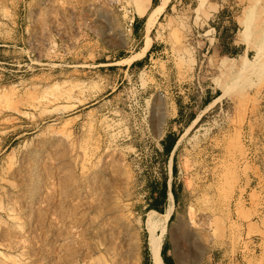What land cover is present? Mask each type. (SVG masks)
Returning <instances> with one entry per match:
<instances>
[{"label":"rangeland","instance_id":"rangeland-1","mask_svg":"<svg viewBox=\"0 0 264 264\" xmlns=\"http://www.w3.org/2000/svg\"><path fill=\"white\" fill-rule=\"evenodd\" d=\"M258 44L264 0H0V264H149L167 210L180 264H264Z\"/></svg>","mask_w":264,"mask_h":264},{"label":"bare ground","instance_id":"bare-ground-1","mask_svg":"<svg viewBox=\"0 0 264 264\" xmlns=\"http://www.w3.org/2000/svg\"><path fill=\"white\" fill-rule=\"evenodd\" d=\"M245 28H246L245 30L247 31L250 28V24L247 23L245 25ZM263 58H264V47L262 45L258 44L257 49H256V61H255L256 65L260 64V62ZM247 65H248V63L246 61L245 65L243 66L244 70L248 68ZM107 215H108V213H107ZM109 217H111V216H109ZM168 217H169V211L167 210L164 217H163V222H162V225H161L159 232L156 233V235H154V237L149 241V249L151 252L152 264H160L161 252H162V247H163V239H164V234H165L166 229H167ZM115 229H116V226L114 224H111L109 226L108 230L114 231Z\"/></svg>","mask_w":264,"mask_h":264},{"label":"trees","instance_id":"trees-1","mask_svg":"<svg viewBox=\"0 0 264 264\" xmlns=\"http://www.w3.org/2000/svg\"><path fill=\"white\" fill-rule=\"evenodd\" d=\"M176 141H177L176 139H173V141H171L170 144L165 145V150H166V152L169 155L172 153V151H173V149L175 147ZM174 170L176 171V166L174 167ZM173 194H174V196H176V193H175L174 189H173ZM163 197H164V200H166L168 198V185H167V182L164 185ZM151 208L157 210L160 213H163L165 211L163 208H160L158 206H152ZM167 248H168L167 243H164L163 248H162V257H163L165 263H168ZM147 260H148L149 264H152V259H151V256H150L149 252L147 253Z\"/></svg>","mask_w":264,"mask_h":264},{"label":"crops","instance_id":"crops-1","mask_svg":"<svg viewBox=\"0 0 264 264\" xmlns=\"http://www.w3.org/2000/svg\"><path fill=\"white\" fill-rule=\"evenodd\" d=\"M135 24H136V19H134V26H133L134 27V30H135ZM171 250H172V247L171 246H168V248H167L168 261L170 260L172 262V264H180L178 262V260L176 259V256L171 253ZM161 254H162V252H161ZM163 262H164V259H163ZM164 264H168V263H165L164 262Z\"/></svg>","mask_w":264,"mask_h":264},{"label":"built area","instance_id":"built-area-1","mask_svg":"<svg viewBox=\"0 0 264 264\" xmlns=\"http://www.w3.org/2000/svg\"><path fill=\"white\" fill-rule=\"evenodd\" d=\"M113 2L121 3V2H127L128 0H111ZM131 13V11H129ZM135 19V18H134ZM134 19L130 21V26H134Z\"/></svg>","mask_w":264,"mask_h":264}]
</instances>
